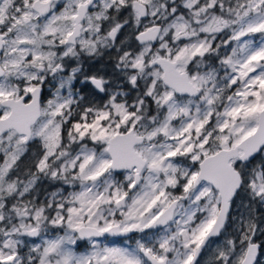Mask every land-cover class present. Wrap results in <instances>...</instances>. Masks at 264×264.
<instances>
[{
  "label": "snow or ice",
  "instance_id": "obj_1",
  "mask_svg": "<svg viewBox=\"0 0 264 264\" xmlns=\"http://www.w3.org/2000/svg\"><path fill=\"white\" fill-rule=\"evenodd\" d=\"M262 257L264 0H0V264Z\"/></svg>",
  "mask_w": 264,
  "mask_h": 264
},
{
  "label": "flooded vegetation",
  "instance_id": "obj_2",
  "mask_svg": "<svg viewBox=\"0 0 264 264\" xmlns=\"http://www.w3.org/2000/svg\"><path fill=\"white\" fill-rule=\"evenodd\" d=\"M84 67H85V71L87 72H100L101 74H105L111 71L107 57H104L103 59H99L97 61H93L90 63H85ZM85 92H87V88L85 89ZM97 100L99 101V97H97ZM110 239H114L117 242L122 240V238H110Z\"/></svg>",
  "mask_w": 264,
  "mask_h": 264
},
{
  "label": "rangeland",
  "instance_id": "obj_3",
  "mask_svg": "<svg viewBox=\"0 0 264 264\" xmlns=\"http://www.w3.org/2000/svg\"><path fill=\"white\" fill-rule=\"evenodd\" d=\"M46 187H48V189H49V191H50V190H53V188H54L55 186H48L47 183H46ZM81 250H83V249H81ZM205 259H207V257H205ZM261 259L264 260V257H262Z\"/></svg>",
  "mask_w": 264,
  "mask_h": 264
}]
</instances>
